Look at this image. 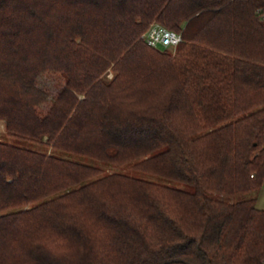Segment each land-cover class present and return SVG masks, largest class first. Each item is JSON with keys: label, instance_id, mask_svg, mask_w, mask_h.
<instances>
[{"label": "trees", "instance_id": "16d2710c", "mask_svg": "<svg viewBox=\"0 0 264 264\" xmlns=\"http://www.w3.org/2000/svg\"><path fill=\"white\" fill-rule=\"evenodd\" d=\"M0 119V264H264V0H0Z\"/></svg>", "mask_w": 264, "mask_h": 264}, {"label": "rangeland", "instance_id": "374dc122", "mask_svg": "<svg viewBox=\"0 0 264 264\" xmlns=\"http://www.w3.org/2000/svg\"><path fill=\"white\" fill-rule=\"evenodd\" d=\"M152 22H158V21H152ZM167 48H169V50L172 53L175 52L174 47H167ZM111 75H112V71L107 70L106 76L109 77ZM63 83H64L63 76L60 75L59 73H55V72H46V73L42 74L41 76H39V78H38V84L42 87H45L51 94L56 93L62 87ZM0 138L7 140V141L18 142V143H21L22 145L33 147V148H41V146H42L41 144L35 143L33 141L23 140V139H20V138H17L15 136H12V135L5 133L3 119H0ZM59 153L64 154L65 152L59 151ZM68 154L72 155V157H75V158H78L81 160L85 159L83 156H81L79 154H71V153H68ZM86 160H89V158H87ZM106 168L108 170H112V169L126 170V171L141 175V176L146 177V178L172 182L171 180H169L165 177L159 176L157 174H154V173H148V172L130 169V167L127 163L120 164V165L112 164L111 166L107 165ZM253 195L256 196V204L260 207H264V180L261 184V187H259L256 191L253 192Z\"/></svg>", "mask_w": 264, "mask_h": 264}, {"label": "built area", "instance_id": "2783aa9c", "mask_svg": "<svg viewBox=\"0 0 264 264\" xmlns=\"http://www.w3.org/2000/svg\"><path fill=\"white\" fill-rule=\"evenodd\" d=\"M144 41L151 46L175 47L181 40V33L160 22H152L141 34Z\"/></svg>", "mask_w": 264, "mask_h": 264}]
</instances>
